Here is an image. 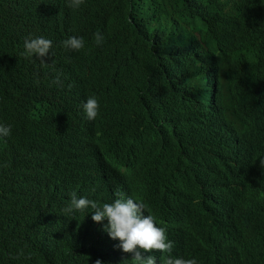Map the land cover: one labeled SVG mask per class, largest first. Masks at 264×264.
<instances>
[{"label":"trees","instance_id":"16d2710c","mask_svg":"<svg viewBox=\"0 0 264 264\" xmlns=\"http://www.w3.org/2000/svg\"><path fill=\"white\" fill-rule=\"evenodd\" d=\"M263 11L264 0H109L105 39L98 46L91 39L100 30L90 28L84 5L0 0V99L11 83L36 76L51 84L57 72L76 73L86 65L107 97L92 126L106 133L119 98L126 100L115 139L131 143L135 160L186 224L199 264H264V175L259 171L257 181L253 175L264 157V47L253 33L264 25ZM29 36L52 41L46 66L21 55ZM70 36L83 37L84 47L65 51L61 41ZM204 63L219 78L217 91L195 84ZM61 79L65 85L77 82ZM185 82L192 89L183 97ZM217 92L218 101H211ZM58 117L56 107L29 125L1 110L0 123L12 130L0 137V183L10 188L0 204V228L8 234L0 239V264H31L36 257V243L11 239L16 230L45 224L59 230L64 224L68 190L58 180L68 177L71 164L50 154L40 162L31 153L59 130ZM218 129L239 139L222 167L210 162L207 147V136ZM46 185L47 194L39 192ZM25 211L27 219L15 227ZM67 215L69 223H78ZM43 255L38 264H53L52 256Z\"/></svg>","mask_w":264,"mask_h":264},{"label":"clouds","instance_id":"9594fccd","mask_svg":"<svg viewBox=\"0 0 264 264\" xmlns=\"http://www.w3.org/2000/svg\"><path fill=\"white\" fill-rule=\"evenodd\" d=\"M81 5L86 8L90 28L95 25L100 30L93 34L91 42L102 45L109 0H67L69 8L79 9ZM262 14L264 17V11ZM253 33L264 47V25L255 26ZM84 43V38L77 36L61 41L65 51H79ZM52 46L50 39L29 36L24 40L21 55L46 66ZM62 75L70 80L76 78L77 82L73 86L65 85ZM217 80L214 71L204 63L201 79L195 84L217 91ZM48 82L49 79L35 76L32 81L11 83L10 92L0 99V116L1 110L10 111L29 125L37 124L57 107L62 126L47 136L44 145L28 147L34 149L31 153H36L40 162H45L50 154L63 164H71L68 177L58 180L68 190V202L62 209L64 224L59 230L47 224L31 232L16 230L11 237L26 238L23 239L26 245L37 244L31 264H38L43 252L52 256L53 264H199L197 243L186 224L166 204L135 160L131 143L115 139L114 125L123 115L126 100L119 98L117 111L108 118L112 126L105 133L92 124L99 115L100 105L107 102L106 89L97 85L86 65H80L76 73L70 68L63 74L57 72L52 83ZM190 89L192 85L185 82L183 97ZM219 94L210 100L218 101ZM30 100L40 104L31 108L27 105ZM11 130V125L0 123V137L10 136ZM207 137L210 162L222 167L238 147L239 139L222 129ZM259 166L253 172L255 181L259 171L264 175V157L259 158ZM8 190L6 184L0 183V204ZM39 192L47 194V185ZM62 203L63 200L53 201L50 207ZM67 214L74 215L78 223H69ZM26 219L27 211L19 216L15 227ZM6 236L0 228V239L5 241ZM20 255L22 250L14 258L19 259Z\"/></svg>","mask_w":264,"mask_h":264}]
</instances>
